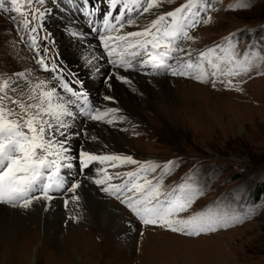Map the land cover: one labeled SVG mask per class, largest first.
Here are the masks:
<instances>
[{
	"label": "rangeland",
	"instance_id": "1",
	"mask_svg": "<svg viewBox=\"0 0 264 264\" xmlns=\"http://www.w3.org/2000/svg\"><path fill=\"white\" fill-rule=\"evenodd\" d=\"M208 2L210 10L201 15L204 18L210 16V23L191 30L190 35L194 37V41H187L182 47L190 49L195 57L208 48L225 45L226 40L231 38L241 56L244 52L264 53V0ZM183 3L185 0H174V3H165L159 11H171ZM237 3L247 6L229 7ZM47 18L52 29H60L55 26L58 21L53 13ZM152 18L154 17H141L139 23L146 24ZM11 22L12 16L0 11V78H10L14 86L18 83L20 90L27 92L24 85L27 81L48 78L38 71L35 62L18 45V28ZM125 30L139 29L133 26L126 27ZM59 37H54L58 41L57 48L65 41L64 34ZM167 71L162 76L154 77H170L168 79L171 81H181L170 82V89L179 87L178 84L195 85L200 89L189 90L191 96L185 99L188 105L183 100L174 104L177 108L183 106L184 110L179 109L173 115V105L165 102L164 109L156 107L161 117L156 116L154 110L148 109L143 111L141 121L135 118L127 121L120 117L112 124L95 122L107 127L108 132L123 135L121 140L124 141L122 144L125 155L122 156H131L141 163L151 161L161 165L175 161L171 173L164 179L166 190L182 183L187 177L196 180L204 195L196 200L188 212L182 213V217L186 218L193 212L206 208H217L221 212L242 218V222L198 237H188L165 228L144 226L120 200L114 196L106 197L101 191L103 185H97L99 192L91 185L98 195L107 198L127 213L135 225L130 232L133 237L128 246L124 247L125 243L117 238L114 231L107 232L108 241L103 238L104 234L97 232L92 237L95 251L86 253L88 256H81V263L80 260L73 262L66 252V264H86L87 261L90 264H264V75L257 74L258 71H264V64L259 69L254 68L246 76L231 78V88L219 82L213 87L211 83H201L188 76H171ZM19 73H25L26 79H19ZM36 74L40 75L34 79ZM24 80L25 83H22ZM106 85L107 83L102 86ZM148 85L151 93L158 91ZM124 87L129 89L125 85ZM99 91L105 95L104 91ZM177 96L176 93L175 97ZM95 98L97 99L96 96ZM110 98L113 99L111 96ZM95 104L98 107V101ZM95 122H85V125ZM95 129L98 127L93 128ZM83 137L87 141H84L85 145L90 149L108 150L98 140H92V136L84 133ZM92 163L93 167L97 161ZM137 167L135 164H124L112 167L110 171L113 174L124 173L134 171ZM120 182L113 180L111 183ZM0 205L8 206L5 203ZM61 209L65 211L66 206L62 205ZM62 227H65L64 224ZM172 236L188 242L176 240L173 244L175 238ZM175 245L179 247L178 253L174 250ZM158 247H163L164 250L155 249ZM77 249L85 251L83 247ZM166 251L168 254H165ZM47 257L39 264H58L56 256ZM0 264L23 263L20 258L12 262H2L0 258Z\"/></svg>",
	"mask_w": 264,
	"mask_h": 264
},
{
	"label": "snow or ice",
	"instance_id": "2",
	"mask_svg": "<svg viewBox=\"0 0 264 264\" xmlns=\"http://www.w3.org/2000/svg\"><path fill=\"white\" fill-rule=\"evenodd\" d=\"M86 2L92 3V12L102 11L98 3L107 4L108 10L103 14L106 31L99 39L114 68L127 71L150 67V74L170 69L174 76H188L201 83H211L213 87L219 82L231 88V78L246 76L264 64V53L244 52L241 56L231 38L226 40L225 45L208 48L195 57L190 49L182 47L185 42L194 41L191 30L210 23V16L204 18L201 15L210 10L208 0H185L179 7L164 12L159 10L165 3H174V0ZM42 3L43 0H0V11L15 13L12 19L17 22L18 30L30 35L29 47L34 51L36 64L42 71L52 74L59 71L58 67L54 63L49 66L46 62L48 49L44 48V54H41L37 36L31 35L39 28L38 24L32 26V22L45 15L34 4ZM246 6L237 3L229 7ZM148 16L154 18L146 24L139 23L141 17ZM133 26L139 30L122 31ZM114 56L117 58L113 59ZM257 74L264 75V71ZM17 75L19 79L25 78V73ZM113 75L124 83H131L124 76ZM53 80L27 81L28 90L24 92L18 83L14 86L10 78H0V203L27 209L34 201H50L53 198L50 193L61 190L72 193L71 201L75 203L79 200L75 193L80 183H68L62 174V169L73 167L67 161L79 160L81 169L89 168L94 161H111L113 168L124 164L138 167L134 171L116 172L114 175L105 171L102 179L93 182L106 185L101 191L125 204L144 226L198 237L242 222V218L217 208H206L182 217L181 214L188 212L204 192L193 177H187L170 190L165 189L164 179L171 173L175 161L163 165L151 161L141 163L131 156L95 155L84 150L78 157L69 156L66 130L71 127L68 119L76 115L74 109H79L80 114L89 120L108 124L114 122V114L118 110L88 108L85 93L75 90L61 75L53 76ZM109 114H113V119L105 120ZM113 180L121 182L111 183ZM64 203L67 206L69 200Z\"/></svg>",
	"mask_w": 264,
	"mask_h": 264
},
{
	"label": "bare ground",
	"instance_id": "3",
	"mask_svg": "<svg viewBox=\"0 0 264 264\" xmlns=\"http://www.w3.org/2000/svg\"><path fill=\"white\" fill-rule=\"evenodd\" d=\"M53 15L58 21L55 26L60 27L59 30L55 31L49 24L53 37L57 38L61 31L65 35V38H63L65 41L58 46L59 51L67 62L85 78L86 86L92 91L94 98L97 97L95 99L98 101L99 110L117 109L118 111L114 115H118L116 116L118 119L124 117L127 121L132 118L141 121L143 111L148 109L154 110L155 113H153L161 117L159 109H156V107L164 109L166 102L173 105L172 114L176 115L179 109H184L183 106L177 108L174 104L182 100L185 102V99L189 95L191 96L189 90H200L198 86H186L184 84H178L179 87L176 86L175 89H170L168 87L170 82L181 83V81H171L168 78H147L139 73H126L122 69L108 70L101 64L99 55L92 43L84 42L80 44L66 37L67 28L69 27L67 24L68 17L64 15V17H60L56 12H53ZM47 22L50 23L49 20ZM66 44L69 46L66 47ZM113 73L130 79V84H124L129 89L125 88L121 84L122 81L116 79ZM39 75L36 74L33 78H38ZM21 82L25 83V80ZM103 82L107 83L106 87L102 86L105 85ZM26 84L24 85L26 86ZM148 84L158 91L151 93ZM99 90L104 91L105 95L101 94ZM176 93L177 97H175ZM110 96L116 102L113 99H105V97ZM184 104H187V102ZM110 115L113 116V114ZM96 122L85 125V122L80 121L76 116L68 119L71 127L66 130L68 134L66 146L69 149L67 154L74 157V153H77V148L80 147V151H88L95 155H125L122 144L124 141L121 140L123 135L117 134V132H108L107 127L101 125L100 122ZM94 127H98V129L93 130ZM84 133L90 137H96L92 140H98L102 146H106L105 148L110 151L90 149L84 143V141L87 142L84 140L86 139L83 137ZM57 138L63 139L62 137ZM111 164V161H105L104 163L97 161V164L85 173V177L88 176L87 179L85 177L77 179L80 187L75 194L79 196V200L75 203L71 201L73 194L68 193L61 200L45 201L41 199L40 201H34L27 209L0 205V258L2 262H12V260L20 258L23 264H39V262H44L48 258L47 255L49 257L51 255L52 257L56 256L58 264H66L68 259L65 258L67 257L66 252H68L73 262L77 263L80 260L81 263V256L84 257L86 253L91 254L95 251L92 237L97 232L104 234L103 238L108 241L109 235H107V232L114 231L117 238L125 243L124 247H127L130 238L133 237L130 232L135 228L134 222L117 205L102 197V195H98L97 191L100 190L97 188V184L93 182L95 179H102L105 171L110 175H114L110 171L112 169ZM105 186L103 185V187ZM66 199L69 200L67 206L64 203ZM62 205L66 206L65 211L61 209ZM63 224L65 227H62ZM172 238H175L172 241L173 244L176 240L178 242H182L181 240L188 242L174 236ZM79 247H83L85 251L83 249L79 251L77 249ZM174 250H177L178 253V245H175ZM165 254H168L167 251ZM154 257L157 256L154 255ZM86 264L90 263L87 261Z\"/></svg>",
	"mask_w": 264,
	"mask_h": 264
}]
</instances>
